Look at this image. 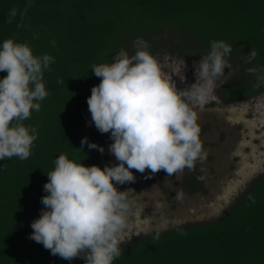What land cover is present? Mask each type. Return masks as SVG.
<instances>
[{
	"label": "trees",
	"instance_id": "trees-1",
	"mask_svg": "<svg viewBox=\"0 0 264 264\" xmlns=\"http://www.w3.org/2000/svg\"><path fill=\"white\" fill-rule=\"evenodd\" d=\"M6 39L54 62L43 73L47 97L23 121L36 129L30 157L0 160V264H85L53 256L29 237L55 159L64 154L91 167L98 149L82 147L81 140L100 146L106 138L88 111L91 89L100 83L93 65L111 63L121 50L134 55L139 41L150 53L167 47L193 59L223 41L232 49L225 57L232 75L220 98L242 102L264 93L258 79L264 75V0H0V45ZM252 49L257 56L249 62ZM6 75L0 72V80ZM195 180L192 174L184 185L195 189ZM120 248L113 264H264V174L219 217L132 237Z\"/></svg>",
	"mask_w": 264,
	"mask_h": 264
},
{
	"label": "clouds",
	"instance_id": "clouds-1",
	"mask_svg": "<svg viewBox=\"0 0 264 264\" xmlns=\"http://www.w3.org/2000/svg\"><path fill=\"white\" fill-rule=\"evenodd\" d=\"M147 48L146 42L139 41L134 55L121 50L111 63L92 66L100 83L91 89L88 111L96 129L110 133L109 152L118 164L101 169L76 163L64 154L55 159L44 185L48 195L41 198L44 209L32 222L29 237L53 256L113 264L130 231L126 191L116 185L134 182L132 170L152 174L164 170L171 176L193 169L197 159L204 158L192 105L209 101L215 81L231 67L225 59L231 47L212 41L210 52L194 61L196 82L182 91ZM256 56L252 49L247 60ZM53 62L50 55H34L27 43L6 39L0 45V72L7 73L0 80V160L30 157L36 129L23 121L38 112L39 102L47 97L43 73ZM258 79L264 81V75ZM81 145L104 152L86 137Z\"/></svg>",
	"mask_w": 264,
	"mask_h": 264
},
{
	"label": "rangeland",
	"instance_id": "rangeland-1",
	"mask_svg": "<svg viewBox=\"0 0 264 264\" xmlns=\"http://www.w3.org/2000/svg\"><path fill=\"white\" fill-rule=\"evenodd\" d=\"M159 48L151 53L162 72L182 91L196 82L193 59L168 53ZM232 72L215 81L211 98L206 104H194L203 159H197L193 169L185 168L169 176L164 170L152 174L133 171L135 181L117 184L126 191L129 204L130 231L124 242L151 232H164L187 223H201L219 217L258 174H264V93L242 102H224L220 90ZM113 143L110 133L99 146L92 166L103 169L118 164L109 152ZM196 174L199 186L189 189L184 179ZM121 243V244H122Z\"/></svg>",
	"mask_w": 264,
	"mask_h": 264
}]
</instances>
